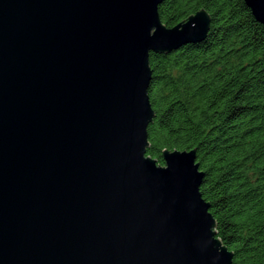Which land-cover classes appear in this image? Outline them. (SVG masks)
I'll use <instances>...</instances> for the list:
<instances>
[{
    "label": "water",
    "instance_id": "1",
    "mask_svg": "<svg viewBox=\"0 0 264 264\" xmlns=\"http://www.w3.org/2000/svg\"><path fill=\"white\" fill-rule=\"evenodd\" d=\"M165 0H0V264H232L196 150L147 157ZM264 25V0H244Z\"/></svg>",
    "mask_w": 264,
    "mask_h": 264
},
{
    "label": "trees",
    "instance_id": "2",
    "mask_svg": "<svg viewBox=\"0 0 264 264\" xmlns=\"http://www.w3.org/2000/svg\"><path fill=\"white\" fill-rule=\"evenodd\" d=\"M202 9L204 41L150 54L147 157L164 166V152L196 150L232 264H264V25L244 0H165L159 16L174 28Z\"/></svg>",
    "mask_w": 264,
    "mask_h": 264
}]
</instances>
